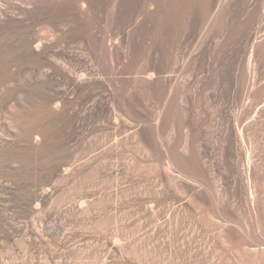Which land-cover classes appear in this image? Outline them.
Masks as SVG:
<instances>
[{
    "label": "rangeland",
    "instance_id": "rangeland-1",
    "mask_svg": "<svg viewBox=\"0 0 264 264\" xmlns=\"http://www.w3.org/2000/svg\"><path fill=\"white\" fill-rule=\"evenodd\" d=\"M221 2L0 0V264H264V0Z\"/></svg>",
    "mask_w": 264,
    "mask_h": 264
},
{
    "label": "bare ground",
    "instance_id": "bare-ground-1",
    "mask_svg": "<svg viewBox=\"0 0 264 264\" xmlns=\"http://www.w3.org/2000/svg\"><path fill=\"white\" fill-rule=\"evenodd\" d=\"M213 3L215 4V5H218V6H220L219 4L220 3H222L221 2V0H213ZM209 8H210V5H208L207 6V11L209 10ZM205 15V14H204ZM206 17V16H205ZM208 17V16H207ZM205 18L204 19V23L206 24V23H208L209 21H210V18ZM248 81V74L245 76V80H244V82H247ZM171 82V81H170ZM170 84V83H169ZM168 84V85H169ZM246 84V83H245ZM246 88V87H245ZM184 141H186V140H184ZM187 144V143H186ZM189 144V143H188ZM180 159V158H179ZM175 161V160H174ZM173 163H175V162H173ZM178 167H179V165H178ZM181 167V166H180ZM177 168V167H176ZM182 168V167H181Z\"/></svg>",
    "mask_w": 264,
    "mask_h": 264
}]
</instances>
